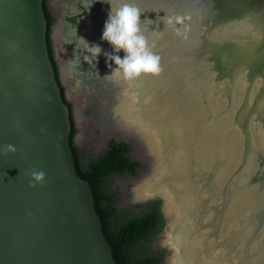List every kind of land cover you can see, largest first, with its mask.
Instances as JSON below:
<instances>
[{"label":"water","instance_id":"water-1","mask_svg":"<svg viewBox=\"0 0 264 264\" xmlns=\"http://www.w3.org/2000/svg\"><path fill=\"white\" fill-rule=\"evenodd\" d=\"M44 1L0 0V264H117L91 184L77 171L71 110L49 52ZM148 1H173L190 10L197 34L191 53L203 56L201 78L205 74L212 81L220 103L226 90L245 86L246 99L238 108L231 96L229 104L224 101L223 114L234 115L225 130L238 128L246 138L221 191L223 212L230 189L247 181L257 197L264 195V150L258 146L264 139V0ZM221 44L235 49L228 54ZM9 144L16 152L5 155L2 149ZM33 170L45 173L42 183L32 180ZM152 200L162 202L167 232L166 200L151 197L139 204ZM258 212L251 220L245 264L264 237V211ZM184 243L177 232L172 244L179 247L182 264H190ZM162 246L169 261L174 250Z\"/></svg>","mask_w":264,"mask_h":264},{"label":"flooded vegetation","instance_id":"flooded-vegetation-1","mask_svg":"<svg viewBox=\"0 0 264 264\" xmlns=\"http://www.w3.org/2000/svg\"><path fill=\"white\" fill-rule=\"evenodd\" d=\"M128 1L133 3L135 0ZM58 2L63 4L58 8L62 22L57 21V24L55 23L59 30L58 40L63 47L64 56L66 57L70 53V63H73L72 67L76 74H95L97 77L101 75L100 82L114 88L117 94H120L124 87L129 90L124 97L118 96L115 116L124 131L132 135L120 121L139 135V138L133 136L143 146L141 151L146 154L145 158L150 164L148 173L137 184L138 187L135 186L137 189L135 188L134 194L137 195L138 204L140 200H143L139 198V184L153 176L156 168L161 170L163 166L162 157L164 158V164H171V150H178L174 135L171 133V127L177 121V117L184 116L187 110L190 109L198 113V121L192 116L190 120H196L199 125H189V136L186 139L187 142L184 143L189 159L186 175L184 178L167 179L159 186L160 188L173 189L175 192H187L191 198L190 205H186L184 208L185 216L175 230L173 229V219L169 216L170 228L163 244L170 247L174 252L168 263L172 264L174 257L177 256L178 261L182 264L179 259V247L175 248V246L167 244L169 234L174 231V240L177 232L185 240L184 250L190 264H193V262L216 264L217 261V264H245L246 241L254 228L251 220L257 214V211H259L258 213L264 211V195L258 196L262 198L260 200L255 194V190L248 186L241 185L238 188L235 186L232 188V194L229 192L228 207L223 212V197L221 195L224 187L223 183L239 163L238 158L240 157L242 139L237 128L225 132L233 118L230 115L220 116V112L225 111L227 106L224 101L229 104L230 96L237 100L236 106L242 101L241 96L246 99L245 94L247 92H244L245 89L226 90V100L222 98L223 103H220L214 96L216 88L214 87L212 90L206 86L208 81H212L207 79L208 76L205 74L201 78L202 66H200L199 60L203 59V56H192L191 36L188 34L186 40L181 39L170 28L165 29L162 20L160 21V17L171 16L172 13L159 11L158 8L152 7L150 9L140 8L142 21L145 17L154 21L150 24L147 20H144L142 28L149 43L155 45L153 50L160 55L163 68L159 76H142L139 78L142 83L140 102H145V99L154 93H156L154 106L160 99L165 102L171 99L176 100L174 117L165 125H153V129L157 131L158 136L146 135L141 127V129H138L131 126L120 115V106L122 105L125 112L127 104L133 99V94L136 95L135 88L131 92L135 81L127 82L116 76L106 77L111 75L112 69L116 67L114 62L108 61L104 55L105 52L113 53V47L107 41L102 40L103 28L100 26V17L104 15L102 20L106 21L110 4L103 3L102 0H94L93 3H91V0H58ZM89 3L91 5L86 8ZM161 4L165 7L171 6L176 12L181 10L177 8L173 1L171 3L163 1ZM188 10L186 9L188 15H190V10ZM188 17H190V20L187 22L190 25L191 16ZM153 30L162 31V38L157 39L153 34ZM93 32L94 35H92ZM80 38H83L90 46L92 44L99 45L103 50L92 63L85 61V55L89 54L86 52L87 45ZM119 55L123 58L124 52L121 51ZM109 64H111V68ZM136 104H139V98ZM154 106L153 103L148 105L149 108H154ZM212 113H214V116L211 115ZM136 114V107L132 111L128 110V114L124 113L130 123L132 122L128 118L135 117ZM242 137L244 139L245 136ZM261 144L262 146L259 144L260 149L264 150V139ZM252 172H254V169ZM156 196L163 197L161 195ZM163 198L166 200L165 209L167 212L168 201L165 197ZM244 216L247 217L246 221ZM263 239L252 247V254L247 264H257L259 260L264 263ZM217 246L218 248L215 250ZM161 249L167 252L165 259L168 260L169 256L167 254L169 251L164 248ZM204 254H208L207 258Z\"/></svg>","mask_w":264,"mask_h":264},{"label":"rangeland","instance_id":"rangeland-1","mask_svg":"<svg viewBox=\"0 0 264 264\" xmlns=\"http://www.w3.org/2000/svg\"><path fill=\"white\" fill-rule=\"evenodd\" d=\"M49 5L53 15L56 17V22H62V18L59 17L58 8L63 4L58 2V0H50ZM134 5H136L139 9L143 8L142 6H139V2L137 1ZM54 28L57 29V26ZM221 47L223 50H227L228 54L235 49L229 44H221ZM70 60L71 56L69 53L65 57L64 71V67L62 66L63 63L61 64L64 60L60 59L58 62L60 63L62 72L61 78L66 88V96L74 108V119L78 129L75 144L81 152L85 165L96 161L101 155H103L104 152L108 150L109 144L112 141L130 145L131 151L129 156L134 161L141 164L140 171H138L134 176H113L107 181L106 186L111 193L115 194L117 207L121 211L122 217L129 212L136 214L139 211L138 206L141 204H138L137 195L134 194V190L135 188L137 189V184L142 180L143 176L148 173L150 164L145 158L146 154L141 151L143 146L140 145L139 140L135 138V136L139 138V135L135 131L127 128V126L119 120L126 127V129L132 133V135L124 131L115 116L118 96L121 95L124 97L129 90L124 87L121 93L117 94L114 88L100 82L101 75L98 77L95 74L77 75L76 71L72 67L73 63L71 64ZM120 115L131 126L138 129L140 128L126 119L122 105L120 106ZM142 131H144L146 135L149 134L148 132H145L144 129H142ZM153 173V176L143 180L139 184V198L143 199L140 195V190L145 182H149L157 178L159 180L162 178L160 177L161 172L159 169L156 168ZM136 185L137 187H135ZM167 232L164 228L163 231L154 238L152 242L153 247L163 248L162 245ZM167 255H170L169 252ZM163 264H169L168 260L165 259Z\"/></svg>","mask_w":264,"mask_h":264},{"label":"trees","instance_id":"trees-1","mask_svg":"<svg viewBox=\"0 0 264 264\" xmlns=\"http://www.w3.org/2000/svg\"><path fill=\"white\" fill-rule=\"evenodd\" d=\"M44 10L48 21V45L52 63L62 90L63 98L71 110L72 133L71 147L77 171L80 177L89 182L95 195V205L102 219L105 236L114 250L117 264H163L166 251L155 248L152 242L165 228L166 221L162 213V202L152 200L138 206L136 214L121 215L117 207L115 194L107 188V181L113 176L136 175L141 164L130 156V145L112 141L108 150L96 161L85 165L81 152L75 144L78 133L74 119V108L66 96V88L60 77V69L55 56L52 40L56 17L53 15L49 0L44 1ZM139 252V253H138Z\"/></svg>","mask_w":264,"mask_h":264},{"label":"bare ground","instance_id":"bare-ground-1","mask_svg":"<svg viewBox=\"0 0 264 264\" xmlns=\"http://www.w3.org/2000/svg\"><path fill=\"white\" fill-rule=\"evenodd\" d=\"M136 1L137 0H135L133 3H136ZM122 2H124V0H113L112 1L113 6H118ZM139 6H142L143 8H146V9H150L152 7V8H155V9L158 8L159 11H164V12L169 11L170 14L172 13L171 16L177 15V14L178 15H184V16H186V15L190 16V15H188V12L186 11L185 8L181 9L180 11H177L178 12L177 13L176 10H174L171 6H168V7L166 6L165 7L160 2H155V3L151 4L148 0H139ZM110 9H111V6H109L107 11L109 12ZM103 17H104V15L102 17H100V26L104 30V25H105L106 21L102 20ZM107 19H108V15H107L106 20ZM102 21H103V23H102ZM95 23H96V21H95ZM98 23H99V21H98ZM190 25L191 26H190V30H189L188 34L191 36V43H192L194 40L197 39V37H196L197 34L195 32L196 28H193V25H192L191 22H190ZM96 29H97V27H96ZM90 34H92V33H90ZM94 34L95 33L93 32L92 35H94ZM141 84L142 83H141L140 79L135 80V83L133 84L131 92H133L134 88H135L136 95L133 94V99H132L133 102L131 100V102L127 104L124 113L128 114V110L132 111V109H135V107H136V113H137L136 116L135 117H129L128 119L132 123L138 125L142 129H144L149 134H152L154 136L155 135L158 136L157 131L155 129H153V125H156V126L165 125L171 120V118L174 117L175 112H176L175 109H174L175 108L174 104H175L176 100L175 99L174 100L171 99V100H168V101L165 102L162 99H160L159 102L154 106V102H156L155 101L156 100V97H155L156 93H154V94L149 95L145 99V102H140ZM206 86H208V88H210L212 90L214 89V86H213L212 82L208 81L206 83ZM241 89L244 90L245 86L241 87ZM138 98H139V104H136ZM241 98L243 100V96H241ZM152 103H153L154 108H149L148 105H150ZM235 108H238V106H236ZM223 113H224V110L222 112H220V116L230 115L231 118H234L233 113H230V114L229 113L228 114H223ZM131 114H133V113H131ZM191 116L195 117L197 121L199 120L198 119V113L195 110L190 109V110H187V112H186V114H184V116L177 117V119H176L177 121H175V123L171 127V133H173V135H174L173 137L175 139V144L177 145L176 147L178 148V150L177 149L176 150H174V149L171 150V153H172L171 164H168V163L164 164V158L162 157V153H161L163 166H162V168L160 170V172H161V176L160 177H162V178L159 179V180L157 178L155 180H152V181H149V182H145L144 185L142 186L141 190H140V195H141V197L143 199L151 198L152 196H156V195H161V196H163V197H165L167 199V201H168L167 213L173 219V229L174 230L179 225V223L182 220V218L185 216L184 208H185L186 205H190L191 198L189 197V194L187 192H185V193H180L178 191L175 192V191H173V189L160 188L159 186H161V184L167 179L184 178V176L187 173V170H188V167H189V165H188L189 164V159H188V152H187V150H185V147H184V143H185L186 139L189 136V128H188L189 125L190 124H195L197 126L199 125L196 120H194V119L190 120ZM255 127H257V125H255ZM237 130H238V132L240 134V137L242 139V147H241L240 150H243L244 139H243V137L241 135L240 130L238 128H237ZM225 132H226V130H225ZM261 141H262V139H259V141H258L259 148H260V145L262 146ZM175 144H174V146H175ZM224 184H225V182L223 183V186H224ZM246 185H248V181H247ZM232 190L233 189H230V193L231 194H232ZM156 197H160V196H156ZM169 228H170V226H169ZM173 232L169 234V238H168V241H167L168 245H173L172 244L173 241H174ZM217 262H216V264H217ZM172 264H181L178 261L177 256L174 257V259L172 261ZM257 264H264V263L259 260L257 262Z\"/></svg>","mask_w":264,"mask_h":264},{"label":"clouds","instance_id":"clouds-1","mask_svg":"<svg viewBox=\"0 0 264 264\" xmlns=\"http://www.w3.org/2000/svg\"><path fill=\"white\" fill-rule=\"evenodd\" d=\"M94 0H91L93 3ZM103 3H108L111 9L108 13V19L105 22L102 34V40L107 41L113 47V53L105 52L108 61L114 62L116 67L112 69L111 75L106 77L116 76L124 81L132 82L138 80L142 76L156 77L163 71L161 65V57L153 49L154 44H150L147 36L144 34L142 24L147 20L150 24L154 21L145 17L141 20V11L133 3L124 0L118 6H113L112 0H102ZM91 3L87 5L88 8ZM164 28H170L173 33L181 38L187 39L190 25L187 21L190 17L184 15H173L160 17ZM153 34L157 39L162 38L163 32L153 30ZM87 45L85 61L92 63L103 51L97 44L91 46L83 39ZM123 51L124 56L121 58L119 53ZM111 68V64H109ZM3 153H15L16 148L14 145H6L2 149ZM30 175L32 180L37 183H42L45 178L43 171H31ZM30 187H35V183H30Z\"/></svg>","mask_w":264,"mask_h":264},{"label":"crops","instance_id":"crops-1","mask_svg":"<svg viewBox=\"0 0 264 264\" xmlns=\"http://www.w3.org/2000/svg\"><path fill=\"white\" fill-rule=\"evenodd\" d=\"M58 29H55L54 28V30H53V35H52V40H53V42H54V45H55V56H56V59H57V62H58V60H64V61H62L61 62V64H62V66L64 67H62L63 68V71L65 70V56H64V50H63V47L59 44V40H58ZM58 64H59V68H60V63L58 62ZM60 74H62V72H61V68H60ZM61 77V76H60ZM61 80H62V78H61ZM62 83H63V81H62Z\"/></svg>","mask_w":264,"mask_h":264}]
</instances>
